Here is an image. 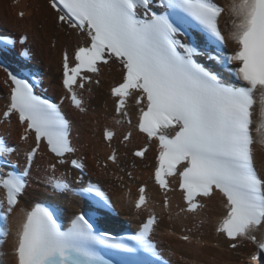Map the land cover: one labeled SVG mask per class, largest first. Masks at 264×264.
<instances>
[{
	"label": "snow or ice",
	"instance_id": "obj_1",
	"mask_svg": "<svg viewBox=\"0 0 264 264\" xmlns=\"http://www.w3.org/2000/svg\"><path fill=\"white\" fill-rule=\"evenodd\" d=\"M40 11L48 46L63 40L55 101L39 91L32 37L0 30V260L170 264L157 238L166 217L191 221L168 236L207 244V228L237 264H264V0H43ZM98 93L109 151L94 160L106 181L89 175L74 135ZM134 133L143 145L129 158ZM138 165L150 167L160 212L140 182L123 197L135 230H101L116 215L104 184H135Z\"/></svg>",
	"mask_w": 264,
	"mask_h": 264
},
{
	"label": "bare ground",
	"instance_id": "obj_2",
	"mask_svg": "<svg viewBox=\"0 0 264 264\" xmlns=\"http://www.w3.org/2000/svg\"><path fill=\"white\" fill-rule=\"evenodd\" d=\"M223 2V0H221ZM43 0H0V30L4 32L15 31V32H27L33 40L30 47H34L37 50V57L34 64L44 70L43 81L48 86L51 94H59V89L55 87L57 80V70L59 66V57L61 51V45L63 40H58V46L56 48H50L49 35H47L40 28L41 21V11L40 6ZM24 12V19L21 20L18 13ZM51 39L57 40V36H52ZM228 48L232 49L233 45L231 42L227 44ZM3 79V73H0V81ZM107 83V79H106ZM104 89L100 90L102 93ZM2 103V101H0ZM92 110L87 116H84L82 120L77 119L78 132L74 135L78 136L80 142L86 147L82 148V152L87 153V159L89 164L90 172L94 169L96 177L101 178L103 181L109 179L103 175V173L96 169L94 156H98L104 160L105 155L109 151L107 146L100 142V134L103 127L107 123L105 120V109L106 105L104 103V97L101 94H97L96 99L91 105ZM110 127H115V125H109ZM143 145V140L134 133L133 139L128 146L127 153L130 157L131 151L136 147ZM125 149L121 148L122 160H124L123 153ZM257 164L260 166L264 164V148L257 146ZM126 162V161H125ZM153 162L152 153L148 152V159L144 162L146 165H151ZM119 174V173H118ZM150 167L137 166L134 175L138 176L140 179L134 184L128 182L126 188L121 190L108 183L106 186L110 189V194L116 208L121 211L119 215L123 213L128 214L127 208L124 206L123 197L127 192L128 187L132 189V197L136 195L135 189L138 183L148 182L150 186V195L153 198L154 203L157 204V212H160L159 208V194L155 188L151 185L149 180ZM111 179L114 180V177ZM34 191L40 193V198L48 199L50 194L42 191L41 188L33 186ZM73 197L66 198V210L72 212L74 209L72 207L71 201ZM175 203V201H173ZM65 210V211H66ZM136 226V224H133ZM11 226V225H10ZM191 226V221L185 222H169L167 218L163 220L161 228L157 233L158 240L161 241L162 245L166 247V252L173 259L175 264H237V261L233 258V255L226 249H217L211 247L212 239L208 233L207 228L204 229V236L202 240L207 241V244L196 242L197 234L193 233V241L191 243H184L177 239V237H172L167 235L168 227L174 229L178 234L182 227ZM4 251H8L7 248ZM6 264H10V257H3Z\"/></svg>",
	"mask_w": 264,
	"mask_h": 264
},
{
	"label": "rangeland",
	"instance_id": "obj_3",
	"mask_svg": "<svg viewBox=\"0 0 264 264\" xmlns=\"http://www.w3.org/2000/svg\"><path fill=\"white\" fill-rule=\"evenodd\" d=\"M33 65H35L34 62H33ZM42 70H43V69H42ZM43 71H44V70H43ZM53 95H56V94H53Z\"/></svg>",
	"mask_w": 264,
	"mask_h": 264
}]
</instances>
